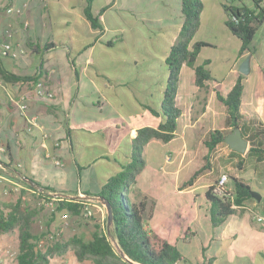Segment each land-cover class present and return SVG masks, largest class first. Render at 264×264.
<instances>
[{"label":"crops","instance_id":"1","mask_svg":"<svg viewBox=\"0 0 264 264\" xmlns=\"http://www.w3.org/2000/svg\"><path fill=\"white\" fill-rule=\"evenodd\" d=\"M69 1L0 0V45L7 41L11 51L18 53L16 58L0 57V69L37 77L52 95H37L31 82L4 84L0 80V200H7L0 201L2 206L11 204L12 197L24 188L26 180L17 172L24 169H29L39 185L63 197L79 200L97 194L103 180L118 168L114 157L124 152L129 158V143L136 129L156 126L162 120L149 109L159 108L160 104L155 107L151 103L154 95L164 91L166 66L148 50L142 35H163L172 30L170 48L183 24L182 0H92L91 13L100 25L98 29L84 16L85 0L78 3V13L74 6H68ZM201 1L200 24L190 46L196 42L207 45L196 58V65L208 63L211 80L204 82L207 92L196 86L194 69L183 64L175 97L181 111L176 132L167 143L152 139L144 146V167L136 177L132 198L146 196L154 201L146 227L192 263L264 264V221L257 220L264 216V160L258 162L257 154L248 152L251 146L247 140L243 154L225 143L219 145L209 157L210 169L201 172L191 186L182 187L205 165L210 131H232L217 93L227 95L248 55L239 54L241 42L226 27L224 0ZM239 3L250 5L246 0L232 4ZM9 7L18 8L20 14H8ZM73 28L76 38L69 34ZM7 30L11 37L6 36ZM137 37L142 41L140 50L134 52L130 48L135 47ZM252 47L240 104L246 125L244 139L254 126L264 125V22ZM150 60L159 62V72L158 67L156 72L142 68ZM122 94L131 107L142 112L134 118L125 116L119 106ZM18 103H24L25 110H20ZM147 116L155 118L154 124L144 122ZM118 121L127 129V140L120 137L116 146H90L83 140L90 124L101 129L112 123L118 128ZM86 149L100 153L91 159ZM167 156L169 162L165 161ZM195 165L189 178H181ZM222 173L229 177L226 186L230 192V178H239L260 195V200H246L241 211L213 227L205 192ZM88 198L90 201L77 202L101 204L92 196ZM183 211L187 213L185 226L176 229L173 219L180 218ZM8 236L0 235V247L11 246Z\"/></svg>","mask_w":264,"mask_h":264},{"label":"trees","instance_id":"2","mask_svg":"<svg viewBox=\"0 0 264 264\" xmlns=\"http://www.w3.org/2000/svg\"><path fill=\"white\" fill-rule=\"evenodd\" d=\"M241 2V0H237ZM250 5L239 3H224L226 13V27L237 37L240 42L239 54H253L252 42L254 36L264 22V0H246ZM92 0H85L84 16L93 29L100 27L97 19L91 13ZM202 10L201 0H182L181 13L183 24L173 45L169 48L165 59L167 78L164 91L161 94L160 105L157 110L149 109L153 116L161 117L162 120L156 126H143L136 129V134L130 141L129 161L116 160L118 168L112 170L106 177L100 190L94 197L98 201L107 202L112 211L111 225L107 224V215L104 220V233L99 226L92 233L90 239L85 240L82 236L74 235L69 239L56 238L40 247L38 244L44 233L35 234L32 226L36 217L34 208L24 205L21 200V192L15 197L11 204L0 207V235L11 234L16 231L17 236V262L18 264H48L55 256H63L68 250H72L75 259L82 263L89 261L92 264H197L182 256L179 250L166 239L151 232L146 227L147 220L152 216L155 206L154 201L146 196L139 200H133V187L136 177L144 167L142 150L152 139L169 142L174 137L177 129V120L181 111L175 105L178 76L183 64L194 69L195 83L199 89L207 92L204 82L211 80L207 69L208 63L196 65V58L200 49L207 46L204 42H196L190 46L200 24V12ZM53 22V21H52ZM53 26V23H52ZM55 30V26L53 27ZM0 57H2L0 55ZM244 76L239 74L237 79L227 93L222 96L217 93V100L223 104L227 111L226 124L233 130L239 128L245 135L246 125L240 115V104L243 93ZM0 80L2 83L31 82L36 87L40 82L37 77L17 76L9 71L0 69ZM227 131H210L209 139L205 142L207 154L204 157L205 165L193 173L191 177L182 184V187L191 186L198 175L206 169H210V155L219 145H224V137ZM250 144L248 152L257 154V161L264 160V125L257 124L252 134L246 138ZM25 180L28 188L35 190L39 187L41 193L54 192L55 190L42 187L34 181L29 169L17 171ZM232 184L231 195L233 203L239 209H233L231 202L225 197L220 198L212 193L210 186L205 192V198L209 202V215L213 227H217L230 215L241 211L243 203L252 199L250 187L239 178H230ZM37 191V189H36ZM84 206L77 201L67 199L57 203L56 213L79 216ZM4 209V210H3ZM48 231V225H46ZM117 246L114 249L109 237Z\"/></svg>","mask_w":264,"mask_h":264},{"label":"rangeland","instance_id":"3","mask_svg":"<svg viewBox=\"0 0 264 264\" xmlns=\"http://www.w3.org/2000/svg\"><path fill=\"white\" fill-rule=\"evenodd\" d=\"M99 2H111V0H99ZM78 3H83V0H70L68 6H74V10L78 13V10L80 7L78 6ZM122 20V19H120ZM123 22V21H122ZM75 29L73 28L72 31H70L69 34H72L74 38L76 36L74 35ZM173 31H167L163 32V35L161 34H144L142 35L144 39L147 42V47L150 52H154L155 56L161 61L165 62L166 59V54L167 50L169 51V42L171 40L170 36L172 35ZM78 37L80 35L78 34ZM136 44L135 47L130 48L131 51L135 50L134 52L139 51L140 49V42L142 41L139 37L135 40ZM143 54V52H141ZM104 66V60L103 63H101ZM153 69V72L160 71V66L159 62H152L150 61H145L142 65L143 69L147 68ZM160 98L161 94L154 95V99L151 103L152 106L157 107L160 103ZM119 106H120V111L128 117H133L138 115L140 112H142L141 109L137 110L134 109L129 105V103L126 101L125 95H121L120 101H119ZM144 120V122L148 121L150 125L154 124L155 118H152L151 116H147ZM118 125V128H116L115 125L112 123L107 124V126L102 127L101 129L94 127V124H90V127H87V132L82 135V138L85 142H87V145H92V144H98L105 147V148H112L113 146L117 145V142L119 138H125L127 140V134L126 131L127 129L122 126V122L118 121L116 123ZM98 142V143H97ZM76 153H79V149H75ZM130 152V150H129ZM86 153L90 158H94L96 156L97 151H93L92 149H86ZM90 154V155H89ZM95 154V155H94ZM118 156V161L126 162L129 161L130 159H126L124 156V152H120L117 154ZM116 159V157H114ZM247 160H250V158H247ZM112 164L113 160L111 159ZM115 165V164H114ZM98 165H96L95 168H97ZM196 170V165L189 167L188 168V173L181 174V178H189V176ZM21 192V200L24 205H28L30 208H34L36 211V217L32 226V231L35 234H40L44 233V236L42 237V240L39 242V246L43 247L46 242L48 243L49 241L56 239L58 237L63 238V239H69L70 237L74 235H79L82 236L85 240H88L91 238L92 233L96 230V227L99 226L100 229L106 233L107 235V230H105L104 226V220L106 217V208L102 204H88L90 202H83L80 203L84 206L81 215L79 216H73L70 214H58L56 213V207L57 203L61 200L67 199L70 201H90L87 196H81L80 199H71V198H66V197H58V196H53V195H48V193H41L39 191L32 190L24 185V188L20 191ZM59 195V194H58ZM11 196V195H10ZM132 196V195H131ZM135 195V200H138V197ZM133 197V196H132ZM14 197H12L11 200H13ZM0 201H7L6 199L0 200ZM94 201V200H93ZM2 207V205H0ZM4 210V209H3ZM90 212L88 214L87 212ZM180 218H174L173 219V224L176 229L180 227H184L186 223V216L187 213L186 211H183L181 213ZM46 225H48V231H46ZM16 231L13 233L9 234V244L11 245L10 248L12 249H17V237H16ZM109 237V236H108ZM113 247L115 250H117V246L115 241L109 237ZM60 258L65 259L66 261L69 262V264H92L89 261L85 262H78L75 259V256L73 254V251L70 249L67 251V253L63 256H55L52 258L48 264H54V262Z\"/></svg>","mask_w":264,"mask_h":264},{"label":"built area","instance_id":"4","mask_svg":"<svg viewBox=\"0 0 264 264\" xmlns=\"http://www.w3.org/2000/svg\"><path fill=\"white\" fill-rule=\"evenodd\" d=\"M235 1H237V0H224L225 3H233ZM263 4H264V2H263ZM6 12L8 14L9 13H13V12L17 13V14H20V10L18 8H12V7L7 8ZM11 35H12L11 31L7 30L6 31V36L7 37H11ZM0 55L1 56H10L12 58H16L18 56V53L15 52V51L12 52L10 43L6 41V42H4L3 44L0 45ZM36 93L39 96H45V97H48V98H50L52 96L51 94H48L45 91L43 85L40 84V83L36 86ZM17 106L22 111L25 110V108H26V105L24 103H18ZM165 161L169 162L170 161V157L167 156L165 158ZM228 182H229L228 175L225 174V173L220 174L219 178L212 185V187H213L212 193L214 195L220 197V198H222L225 195V197L230 200L231 207L233 209H239V207L236 206L233 203V201H232L233 197H232L230 191L227 189L226 185H227ZM37 191H39V190H37ZM48 195L58 196V197L62 198L61 195L55 194L53 192H48ZM87 213L90 214L89 211ZM257 220L263 222L264 221V216H258ZM17 254H18L17 249H12L10 247H0V264H18V262H17ZM54 264H69V262L66 261L63 258H60V259L56 260L54 262Z\"/></svg>","mask_w":264,"mask_h":264},{"label":"water","instance_id":"5","mask_svg":"<svg viewBox=\"0 0 264 264\" xmlns=\"http://www.w3.org/2000/svg\"><path fill=\"white\" fill-rule=\"evenodd\" d=\"M251 54H248L246 58L242 61V63L239 66L238 72L242 76H247L250 73V60H251ZM224 143L227 144L228 147H230L232 150L238 152V153H245L246 147H247V141L242 137L241 131L239 128H234L230 133H228L224 137ZM28 184H32L30 181L26 180ZM250 195L252 198L256 199L257 201L260 200V195L254 191H250ZM99 202L105 206L106 208V215H107V224L108 226L111 225L112 222V211L110 208V205L102 201L101 199Z\"/></svg>","mask_w":264,"mask_h":264}]
</instances>
